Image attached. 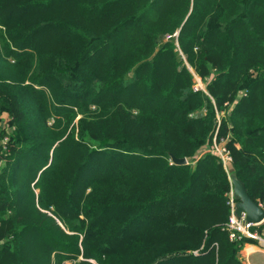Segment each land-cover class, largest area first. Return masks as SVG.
Wrapping results in <instances>:
<instances>
[{
    "label": "trees",
    "instance_id": "trees-1",
    "mask_svg": "<svg viewBox=\"0 0 264 264\" xmlns=\"http://www.w3.org/2000/svg\"><path fill=\"white\" fill-rule=\"evenodd\" d=\"M232 173L264 202V0H0V264H243Z\"/></svg>",
    "mask_w": 264,
    "mask_h": 264
},
{
    "label": "water",
    "instance_id": "water-1",
    "mask_svg": "<svg viewBox=\"0 0 264 264\" xmlns=\"http://www.w3.org/2000/svg\"><path fill=\"white\" fill-rule=\"evenodd\" d=\"M172 160L178 164H185L186 158L172 157ZM233 185V194L236 199L235 214L240 216L241 213H245L247 221L254 222L256 224L264 221V208H262L258 202L253 200L249 195L245 183L238 178L236 173H232L230 176Z\"/></svg>",
    "mask_w": 264,
    "mask_h": 264
},
{
    "label": "built area",
    "instance_id": "built-area-1",
    "mask_svg": "<svg viewBox=\"0 0 264 264\" xmlns=\"http://www.w3.org/2000/svg\"><path fill=\"white\" fill-rule=\"evenodd\" d=\"M213 151L217 152L219 156L223 159L224 162L231 161L230 152L223 149L220 146H214L211 148ZM224 150V151H223ZM226 151V152H225ZM229 204L231 207V216L227 224L230 231V238L234 239L238 237H245L246 239H258L263 240L259 235L261 234L258 230L255 229L256 223L247 221L245 213H241L240 216L235 214L236 209V199L234 198L233 188L229 193ZM259 205L264 208V202H259ZM262 235V234H261Z\"/></svg>",
    "mask_w": 264,
    "mask_h": 264
},
{
    "label": "rangeland",
    "instance_id": "rangeland-1",
    "mask_svg": "<svg viewBox=\"0 0 264 264\" xmlns=\"http://www.w3.org/2000/svg\"><path fill=\"white\" fill-rule=\"evenodd\" d=\"M178 35V32H176L173 36H177ZM169 37H171V36H167V38H169ZM177 43V42H176ZM178 44V43H177ZM191 68V67H190ZM195 76V84H194V89H205V84H204V82L202 81V79L197 75V74H195L194 75ZM219 115H224V113H221V114H219ZM3 119H4V121L6 122L7 120H8V116H7V114L6 113H4L3 114ZM51 122H52V120H51ZM7 139V138H6ZM220 146V147H223V149H225V150H227V151H229V149L227 148V146L225 145V141H222L221 143H217L216 142V140L214 139V141H213V144L211 145V147H205L204 148V150L203 151H206V150H209L210 148H212V147H214V146ZM224 151V150H223ZM226 152V151H225ZM230 152V151H229ZM230 156H231V154H230ZM220 159H221V161L223 162V165L225 166V168L227 169H230V166H231V162H232V156H231V161H226V162H224L223 161V159L220 157ZM261 223H259L258 225H256V227H255V229L256 230H260V226H262V225H260ZM260 233H261V231H259ZM259 237H261L262 239H264V236L263 235H259ZM237 239H239V240H241L242 241V243H243V246H242V248H241V250H240V258H241V260H242V263L243 264H251V263H253L254 262V259H253V257H249L248 256V253H244V252H242V249L244 248V246H245V241H246V239H245V237H236ZM252 241H254V242H256V244H257V247L259 248V249H263L264 250V242L262 243V245H261V240H260V238H258V239H251ZM259 244V245H258ZM261 245V246H260ZM256 257L260 260V261H264V258H263V256H262V253L261 252H257L256 253ZM73 262L74 261H72V260H70V259H66L65 261H64V263L63 264H73ZM251 262V263H250Z\"/></svg>",
    "mask_w": 264,
    "mask_h": 264
},
{
    "label": "crops",
    "instance_id": "crops-1",
    "mask_svg": "<svg viewBox=\"0 0 264 264\" xmlns=\"http://www.w3.org/2000/svg\"><path fill=\"white\" fill-rule=\"evenodd\" d=\"M262 224H264V221L262 222ZM259 231H261V234L264 236V227L262 228V230H259ZM245 242H246V243H245L244 248L242 249V252H244L245 254L248 253V256H249L250 258L253 257L254 262H253V263L250 262V263H251V264H264V261L262 262V261H260V260L256 257V253H257V252H261V253H262V256H263V258H264V250H263V249H259V248L257 247L256 242H254V241H252V240L247 239ZM263 242H264V241L261 240V245H262ZM258 245H259V244H258ZM261 245H260V246H261Z\"/></svg>",
    "mask_w": 264,
    "mask_h": 264
}]
</instances>
